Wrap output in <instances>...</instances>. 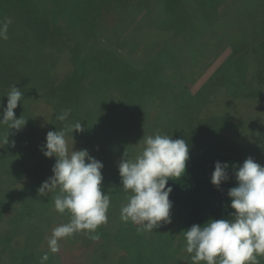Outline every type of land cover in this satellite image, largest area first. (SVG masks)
<instances>
[{"label":"rangeland","instance_id":"obj_1","mask_svg":"<svg viewBox=\"0 0 264 264\" xmlns=\"http://www.w3.org/2000/svg\"><path fill=\"white\" fill-rule=\"evenodd\" d=\"M155 2L0 0V29L11 21L7 39L0 38V116L16 85L23 93L14 110L17 118L26 120L32 110L38 117L34 124L57 130L49 124L51 104L71 101L81 83L91 93L70 112L86 134L77 150L87 149L103 162L102 190L110 197L106 224L92 233H74V239L84 238L80 247L66 238L59 240V251L53 253L49 247L53 229L69 223L70 213L55 209L58 187L48 192V202L44 196L42 205L34 201V187L31 200L25 205L24 199L22 205L17 189L23 182L17 177L28 163L23 154L20 162L19 154L12 155L19 153L10 146L13 136L18 138L17 130L0 124V244L13 239L0 245V251H25L11 264H38L37 252L44 250L53 256L59 253L66 264H192L184 235L190 227L177 208L171 209V223L152 231H138L139 225L121 219V208L132 193L123 191L119 163L125 152L135 160L148 136L185 139L190 155L206 146L222 149L233 156L231 166L242 165L249 157L264 166V94L257 86L264 46L249 47L244 41L241 51L232 52L229 45L237 37L248 38L255 17L245 9L247 1H223L216 26L201 23L187 34L180 30L166 37L147 28L148 11ZM240 6L245 10L239 11ZM87 35L91 42L84 38ZM111 35L123 41L129 62L115 54H106L101 64L91 57L104 59L102 51ZM171 35L180 49L161 48L160 42ZM30 127L25 125L20 134ZM32 249L37 250L34 255L29 254ZM23 255L35 258V263ZM258 259L264 264V256Z\"/></svg>","mask_w":264,"mask_h":264},{"label":"clouds","instance_id":"obj_2","mask_svg":"<svg viewBox=\"0 0 264 264\" xmlns=\"http://www.w3.org/2000/svg\"><path fill=\"white\" fill-rule=\"evenodd\" d=\"M7 21L0 29V38L7 39ZM7 107L0 116V124L9 131L21 130L27 121L17 118L15 109L23 93L14 85L7 94ZM70 109L57 116L66 121ZM83 131V125H66L63 130L49 131L43 154L56 158L53 175L38 189L40 196L57 187L55 209L70 213V221L53 229L49 239L50 250L59 251L58 241L77 232H94L108 221L107 211L110 197L102 190L104 164L91 156L87 149L69 150L66 131ZM189 144L185 139H173L160 135L144 138V147L135 160L126 152L119 163V174L123 191L131 192L128 202L121 208V219L139 225L138 231H152L162 223H171L173 202L169 199L173 191L168 186L171 177H180L186 172L190 158ZM238 186L228 190L234 220L211 219L203 225L193 224L184 232L186 251L192 264H259L264 256V166L251 157L242 165H232ZM227 162L217 161L211 183L219 188L230 179ZM93 239L97 238L95 236ZM48 259L47 254L42 258Z\"/></svg>","mask_w":264,"mask_h":264},{"label":"trees","instance_id":"obj_3","mask_svg":"<svg viewBox=\"0 0 264 264\" xmlns=\"http://www.w3.org/2000/svg\"><path fill=\"white\" fill-rule=\"evenodd\" d=\"M223 1L225 0H167L166 2L165 0H156L154 5H152L148 11L149 16L147 20V28H151L156 34H161L166 37L168 33L172 34L173 32L180 30L185 31V34H187L186 31L193 30L194 26L200 25L201 23H211L216 26L220 24L218 14L223 15L218 13V8ZM246 1L247 4L245 9L254 12L255 18L253 19L255 20L251 21V24L248 26V38L245 37V39L239 40L237 37L229 42V45H231L233 49L232 52L241 51V44L243 45L244 41L249 44V47L256 45H258V47L264 46V0ZM241 9L245 10L244 7L240 6L239 11ZM153 14H156L155 19L152 18ZM164 15L165 17H162ZM229 22L233 23V18L230 19ZM198 35L200 36V40H203L204 35L202 33ZM104 36L107 37L109 34H104ZM112 36L113 35L106 38L107 42L105 48H101L103 49L102 52L104 53V59H102V55L97 57H94V54L91 55L93 59L98 60L99 64L106 62L105 59L111 54L122 56L124 60L128 61L125 59L126 56L123 54V49H125V47H123V41H120V39L116 40V38ZM195 37L196 36H194V42L197 41V37L196 39ZM84 38L91 42V37L88 36L87 38L84 36ZM169 38V40L164 38V40L160 42L161 48L172 50H178L181 48L180 44H176L175 41L172 40V35ZM253 41L255 43H253ZM108 49L111 50L106 53ZM233 56L235 57V55ZM256 64L259 63L256 62ZM262 65L264 66V64ZM100 66L101 65H99V67ZM73 81L75 83V79ZM257 86L262 89L264 94V68L263 71L259 73ZM85 90V87L81 88L80 83L76 86L74 94L71 97V101L68 103L60 102L51 104L53 106L52 116L49 119L51 127L57 128V130H63L66 125H74V123L78 121L75 114H69L66 121L58 120L57 116L62 114L65 110H75L77 103L83 99L88 92L91 93L90 90ZM31 111L32 110L28 113L26 119V125L28 123L31 124L30 129L28 128L25 133L21 134L19 132L20 130L17 131L18 138L14 135L10 146L19 150V153L14 152L12 154L14 157L19 154V162L22 158L20 154H23L24 163H28L27 168L17 177L18 180L23 182L21 188L17 189L19 200L22 205H24L23 200L26 199V205L28 201L31 200L34 192L33 188L36 187L34 201L36 204L42 205L44 202V196L39 195L38 189L44 181L48 180V178L53 175L52 169L56 162V158L46 157L41 148L44 144H46L47 133L49 131L56 130H42L41 126L34 124L38 117H36V113ZM85 136L86 134L83 133V131L77 133L75 131L67 130L65 138L69 150H77L80 146L84 145ZM232 159L233 156L222 149L212 146L202 147L190 155V158L187 161L186 172L180 177H171L168 181V186L173 188L169 199L173 202V207L180 211L184 224L187 227H191L193 224L203 225L211 219L234 220L235 217L233 212L235 210L231 208V198L228 196V190L232 187L238 186V181L235 178L234 169L231 166ZM217 161L227 162L229 164L228 172L230 176V179L223 182L219 188L211 183V176L215 170V163ZM48 197L49 195L47 193V196L45 197L46 202L51 200V197L50 199ZM33 221L36 220L33 219ZM39 222L42 224V221ZM43 228L45 227L43 226ZM66 239L72 242L73 246L80 247L82 246L80 240L84 238L78 236L77 239H74L73 234ZM10 240L13 239H6L0 245H9L12 243ZM0 248H2V246ZM22 251L23 250L16 249L15 251H11L10 254H4L0 251V264H11L10 260L19 259L20 255L25 253V251L23 253ZM35 251L37 250H29V254L34 255ZM37 254H41L40 259L38 258L39 260L37 261L38 264H42V258L45 254H47L48 259L43 261V264H66L63 262L59 253L53 256L49 250H44L43 252H37ZM24 258L30 262L33 261L34 263L36 260L33 257H31L32 261L27 259L25 256Z\"/></svg>","mask_w":264,"mask_h":264}]
</instances>
